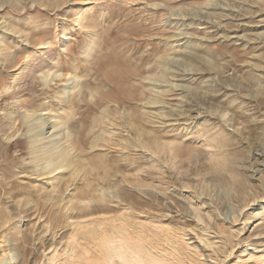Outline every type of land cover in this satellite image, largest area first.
Segmentation results:
<instances>
[{"label": "rangeland", "instance_id": "1", "mask_svg": "<svg viewBox=\"0 0 264 264\" xmlns=\"http://www.w3.org/2000/svg\"><path fill=\"white\" fill-rule=\"evenodd\" d=\"M59 1L6 0L0 8V83L14 84L10 93L20 90L29 55L45 53L38 44L40 38L54 42L50 45L55 50L53 58L39 73L50 71L52 79L66 67L63 72L72 71L69 79L74 82L59 98V88L65 82L56 87L57 93L39 88L30 92L40 99L33 121H47L41 140L53 141L57 135L53 132L66 133L67 124L61 123L57 130L51 125L58 117L63 121L71 117L65 106L78 99L74 92L84 79L75 81V67H79V75L92 71L90 62L100 54L97 51L87 56L88 45L95 40L103 47L112 34L120 39L115 47L110 44L105 50L127 48L135 42L129 32L142 28L148 41L133 47V58L149 54L144 62L148 69L161 56L171 61L168 78L146 88L151 98L162 94L161 102L143 109L150 116L147 129L159 137L161 148L155 151L123 142L109 149L107 139L121 144L119 141L131 134L124 128L97 126V134L104 139L95 149L87 150L118 158L120 167L102 184L95 179L96 170L88 177L82 173L75 176L65 167L55 169L41 152L35 158L16 146L24 138L22 129L11 139L3 137L0 213L8 221L0 220V264H85L83 256L89 260L95 256L89 249L92 235L113 224L146 235L160 251L172 250L173 245L189 264H263L264 0ZM87 20L97 21L98 26L82 27ZM68 50L74 52L68 63L70 71L62 58ZM189 56L201 58L203 66L198 64L193 70ZM156 70L144 73L143 78L155 79ZM46 104L48 110L43 112L41 107ZM12 106L8 107L11 113ZM80 111L73 115L79 129L83 126L77 114ZM166 142L180 144L194 159L182 162L172 157ZM59 144L69 147L70 137L65 135ZM6 147H10L9 156L4 152ZM69 149L72 156L79 154ZM134 156H143L145 163L138 166L128 160ZM219 158L236 165L244 179L245 199H234L233 189L227 194L226 187L213 182ZM85 188L89 198L81 193ZM119 191L130 192L137 202L131 205L115 197ZM100 196L103 198L97 199ZM120 250L123 254L128 251L117 246L113 253ZM123 254L108 264H132V254Z\"/></svg>", "mask_w": 264, "mask_h": 264}, {"label": "bare ground", "instance_id": "2", "mask_svg": "<svg viewBox=\"0 0 264 264\" xmlns=\"http://www.w3.org/2000/svg\"><path fill=\"white\" fill-rule=\"evenodd\" d=\"M51 2L59 4L60 1L50 0V3ZM5 3L6 0H0V8H2ZM163 14V16L167 15L166 13ZM78 23L81 26V21L78 20ZM85 26L96 28L98 22L88 21L86 25H82V27ZM144 31L145 30L142 28L132 29L129 33L134 37L133 39L135 42L127 46V48L116 47L114 51L111 49L107 51L105 49L110 44L115 47L114 43L119 40L120 37H114L112 34L108 35L104 40L103 47L100 45L99 47L97 42L92 40V43L86 48V55L90 56L94 52L97 53V51L100 52V54L95 56L90 62L92 71H87L85 74L79 75L77 73L79 67H75V81L79 82L83 77L84 79L82 82L78 83L77 86H80V88L74 92V98L77 96L78 99H73L71 103L68 105L66 104L65 106L68 108L71 117L66 121H63L61 117H58V120L55 123H52V130H57L63 122L67 124L66 133L61 130L58 131V133H56L57 131L53 132L54 135L57 134L53 141L41 140L47 121L42 118L41 121L40 119H38V122L33 121L32 116L40 106V99L30 95V92L38 90L39 88L45 93H49L56 91V87L60 86V83L65 82L67 84L61 86L59 92L56 91V93L58 92V98L59 95H66L69 85L74 82L69 79L72 74L69 61L74 56V52L73 50H68L66 55L62 57L64 59L63 61L66 62V65L69 63V68L67 69L70 72L64 73L63 71L66 67H63L64 70L60 69L62 72L54 74L52 79H49L50 71L46 72L44 70V73L39 72H42L41 70H43L44 66L52 60L55 50L51 48L50 45H54V42H46L43 37L40 38L38 44H40V46L42 45L40 48H42L45 53L36 57H30L32 55H29L21 77V79L23 78L22 88L10 93V91L6 92L5 89L12 90L15 87L14 84L7 85L0 83V153L3 145L2 138L5 137V139H11L22 129V135H24V138L21 140L19 139L15 145L17 146L18 144L26 149L28 154L33 155L36 158L41 152L43 155L42 158L44 157L48 163L56 165L55 169L65 167L75 176L82 173L84 177H88L92 174V171L96 170L97 174L95 179L102 182V184H105L110 180L112 175L119 172L120 167L116 164L118 158L109 157L107 154H92L87 150L88 148H90V150L95 149L104 139L102 134H97V131L95 130L97 126L105 124L115 128H124L129 134H131L130 137L128 136V138L121 139V141H119L121 144L112 142L113 138L107 139L106 141L109 143L107 147L109 149L116 148L124 142L126 146L138 145L143 148L151 147L155 151L159 150L161 148L159 137L156 134L152 135V133L148 131L147 123L150 116L149 112L143 109L150 103L157 104L161 102L162 97L160 96L162 94L160 96L154 95L151 98L149 97L150 95L146 91V88L150 83L151 85L158 84L156 82L160 81V78H168L167 70L171 61L169 62L165 56H161V58L155 63L156 67L153 66L148 69L144 66V62L149 54L142 53L139 57L133 58V55L130 54L133 47L136 48L140 46L142 42L148 41L145 39L146 36L144 37ZM65 34H67V32ZM26 58L27 57H25V59ZM20 61L21 60H18L15 65H19ZM187 61L191 66H194L193 70L196 69L195 66L198 64H200L199 68L204 64L201 58L199 59L191 56L187 57ZM8 62H10V65H14L11 60ZM156 69H159V71L155 73V79H152L150 76L143 78L144 73H152ZM146 79L149 81L154 80V82H148V84L145 82ZM53 81H55L54 84H52ZM26 95H30V97H23ZM88 95L90 96V99L87 98ZM140 102L141 105L139 104ZM10 104H13L12 107L14 108L12 113L11 111H8ZM48 105L49 104H46L44 108L41 107V110L46 112L49 107ZM25 109L26 114L22 115L23 110ZM80 109H82V111H80ZM127 109L130 110L128 113L125 112ZM76 110L80 111V113L78 112L77 114H79V119H81L83 123L81 129L75 124L77 120L73 115ZM105 119H107V121ZM18 122L19 124H17ZM77 133L79 134L77 135ZM65 135H67V138L70 137L71 145L69 147L78 151L79 154L76 157L71 155L69 147H63V144H59V140L64 138ZM166 144L170 145L169 151L171 152L172 157H179L182 162H185L186 160L191 162L194 159L192 152L189 150H181L180 144L177 145L171 142H166ZM9 150L10 147L4 149V152L8 156ZM46 154L47 157L44 156ZM10 156L14 155L11 154ZM128 160L132 163H137L138 166L145 163V158L143 156H134ZM240 175L241 173H239L236 165L231 163L230 159L219 158V162L215 168L213 182L226 187L227 194H230V190L233 189L236 195L232 197L240 201L247 197L244 179L240 177ZM81 193L84 198H89L90 196L88 188L82 189ZM114 196L131 205H134L137 202L135 196L127 191H119L114 194ZM102 198L103 197L100 196L97 199ZM0 220L2 223H5L8 221V217L3 213H0ZM122 225H106L95 231L92 235L93 240L91 241V246L88 245L90 251H92L95 256L94 259L89 260L87 256L82 255L85 264H108V261L110 260L112 262L115 260L117 261V259H119L118 257L124 253L123 250L113 253V249L117 246H123L124 249L128 250L123 255L132 254V257H134L132 264H138L140 261H142L143 264H189L186 260L177 255L176 251L173 250V245L170 246V249L172 250L166 251L164 249L165 252L160 251L155 243L153 244L148 239L149 237L147 238V236L142 233H134L128 230V227Z\"/></svg>", "mask_w": 264, "mask_h": 264}, {"label": "snow or ice", "instance_id": "3", "mask_svg": "<svg viewBox=\"0 0 264 264\" xmlns=\"http://www.w3.org/2000/svg\"><path fill=\"white\" fill-rule=\"evenodd\" d=\"M5 91L7 92V91H10V89H5ZM257 175V183H260V181H259V179H258V175L259 174H256ZM202 223V222H201ZM201 243H203L202 241H201ZM121 259H123L122 257H121ZM138 264H143V262L142 261H140V262H138Z\"/></svg>", "mask_w": 264, "mask_h": 264}]
</instances>
